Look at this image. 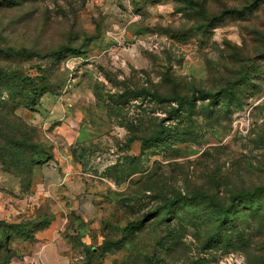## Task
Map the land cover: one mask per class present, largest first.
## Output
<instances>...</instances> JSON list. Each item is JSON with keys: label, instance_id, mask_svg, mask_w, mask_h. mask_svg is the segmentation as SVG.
<instances>
[{"label": "rangeland", "instance_id": "374dc122", "mask_svg": "<svg viewBox=\"0 0 264 264\" xmlns=\"http://www.w3.org/2000/svg\"><path fill=\"white\" fill-rule=\"evenodd\" d=\"M192 1L195 11L183 0H0V70L49 80L6 136L52 156L22 179L0 162V220L29 233L0 248V264H264V203L239 208L210 244L208 207L167 221L160 208L162 195L197 188L224 203L264 188V0ZM197 89L215 98L197 103L181 140L156 153L128 142L164 117L130 92ZM7 137L0 145L15 148Z\"/></svg>", "mask_w": 264, "mask_h": 264}, {"label": "trees", "instance_id": "16d2710c", "mask_svg": "<svg viewBox=\"0 0 264 264\" xmlns=\"http://www.w3.org/2000/svg\"><path fill=\"white\" fill-rule=\"evenodd\" d=\"M8 5L14 4L13 0H6ZM160 1V0H158ZM187 9L195 11V7L192 5V0H183ZM195 5V4H194ZM211 28L213 27L210 24ZM75 52L76 50H72ZM7 56L12 55L15 57L24 58L26 60L36 57L37 54H32L27 50H8L5 53ZM59 52L51 53L50 56L56 57ZM40 76L31 78L23 76L17 72L11 70H0V143L4 141L7 133L5 131V123L10 121L14 117V112L19 108L32 109L35 107L40 98L49 92L48 90V78L45 76V71L40 69ZM35 81L39 83L36 84ZM133 99H145L148 97L151 103L154 104V109H158L163 118H150L148 134H135L133 132H139L144 128V119L137 118L135 121L136 126H133L132 133L128 142L131 144L134 141L141 143L142 153L152 152L156 153L160 150L166 149L167 145L172 146L173 141H179L186 135L183 130V125L189 122L197 108V103L200 101H209L213 103L215 96L205 90H194L191 96H182L175 91L170 92L168 95L160 93L158 90L153 91H137L130 92ZM225 97L228 93L224 94ZM167 105V109L163 107ZM166 123H172L173 126H169ZM5 131V132H4ZM11 137H7L13 144V149H6L0 145V162L8 166L10 171L13 166L14 169L11 173H14L16 177L22 179L24 175H31L34 167H39L44 163H48L52 160V156L47 152L36 149L30 154L23 153L26 151L28 144L23 141L17 140L16 131H11ZM32 147L36 148L35 145ZM38 150V151H37ZM151 191V190H148ZM159 195V194H158ZM160 196V195H159ZM161 207L165 212L164 218L167 221L168 218H175L176 212L184 210V212L197 213L199 205H205L209 208L204 220L213 224V233L207 239L206 243L210 244L216 238L222 239L226 230H229L234 224L235 213L239 208L247 211L248 213H257L261 205L264 203V188L256 189L254 191H243L232 195L228 199V203H224L217 195L213 194L210 190L197 188L192 192L178 194H166L161 196ZM199 210V209H198ZM202 211V209L200 210ZM157 215L158 212H153L150 215ZM159 215V214H158ZM148 217V216H147ZM145 220H137L129 223L124 229L126 235H133L139 231L144 225ZM21 222L8 224L7 222L0 220V248L7 247L10 241L16 239L28 238L29 233L21 229ZM180 243V241L173 242L170 245V249L174 248Z\"/></svg>", "mask_w": 264, "mask_h": 264}, {"label": "crops", "instance_id": "0c3cea01", "mask_svg": "<svg viewBox=\"0 0 264 264\" xmlns=\"http://www.w3.org/2000/svg\"><path fill=\"white\" fill-rule=\"evenodd\" d=\"M51 251H52V249H51V248H48V249H46L44 252H45V254L48 255V252H51ZM44 256H45V255H44ZM45 257H46V256H45ZM32 260H33V259H32ZM59 260H60V259L57 258V259H52V260H51V259H49V260L47 259V261H44V260H42L41 258H38V259L34 258V260H33L32 262H35V263H38V262H39V263H42V264H46L47 262L49 263V261H50V263H52V262H53V263H59ZM43 261H44V262H43ZM48 263H47V264H48Z\"/></svg>", "mask_w": 264, "mask_h": 264}]
</instances>
